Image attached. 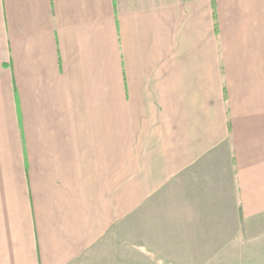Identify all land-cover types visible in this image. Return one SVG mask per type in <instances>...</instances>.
<instances>
[{"label":"crops","instance_id":"1","mask_svg":"<svg viewBox=\"0 0 264 264\" xmlns=\"http://www.w3.org/2000/svg\"><path fill=\"white\" fill-rule=\"evenodd\" d=\"M177 249L264 264V0H0V264Z\"/></svg>","mask_w":264,"mask_h":264},{"label":"rangeland","instance_id":"2","mask_svg":"<svg viewBox=\"0 0 264 264\" xmlns=\"http://www.w3.org/2000/svg\"><path fill=\"white\" fill-rule=\"evenodd\" d=\"M223 211V212H222ZM221 213L222 215H227L228 214V210H224L222 209L221 210ZM108 240V238H106ZM158 242H155V244H157ZM111 247L113 248H116L117 249V242L115 243H110L109 244ZM159 247H162V245L160 243H158ZM109 246V247H110ZM123 246L126 248V249H132L133 247V244L132 242H130L127 238L126 241L122 242L121 244H119V249L123 248ZM176 242H175V249H176ZM181 252L177 249V250H174L172 255H169V256H163V257H133V256H128V255H124V256H120L119 257V260L121 262L122 259H125L126 261V264H198V258L197 256H187V257H183V256H180L178 254H180ZM108 259V258H107ZM116 259V258H115ZM207 261L209 260L208 258H206ZM112 258L109 256V261H111ZM111 263V262H110ZM95 264H99V262H95ZM101 264H105L104 263H101Z\"/></svg>","mask_w":264,"mask_h":264}]
</instances>
